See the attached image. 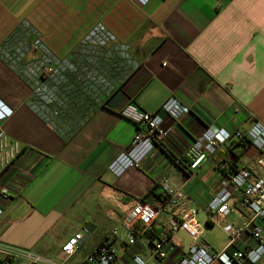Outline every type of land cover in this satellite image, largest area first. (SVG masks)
<instances>
[{
    "label": "crops",
    "instance_id": "crops-1",
    "mask_svg": "<svg viewBox=\"0 0 264 264\" xmlns=\"http://www.w3.org/2000/svg\"><path fill=\"white\" fill-rule=\"evenodd\" d=\"M23 22L41 33L45 54L32 58L50 56L58 70L54 80L60 81L74 53L96 55L99 64L88 70L95 75H67V111L54 124L32 106L29 83L0 56V104L10 110L1 124L22 148L13 166H0V184L11 193L9 200L0 199V243L61 259L63 243L82 231L66 264H79L102 245L114 248L124 264H135L112 229L125 219L132 199L158 205L164 198L161 177L167 175L201 208L202 240L210 251L223 250L229 237L210 222L208 203L233 164L254 169L261 150L252 143L230 144L191 173L185 149L208 126L245 131L256 120L264 123V0H150L145 6L135 0H0V43ZM173 95L190 112L175 123L165 115L173 132L155 157L113 174L109 163L129 147L137 129L119 110L133 103L160 111ZM234 196V209L222 223L245 220L240 192ZM170 219L161 211L133 248L146 264H181L188 251L192 238L178 229L167 256L152 255ZM258 224L264 235V217ZM257 243L249 228L227 250ZM255 264H264V256Z\"/></svg>",
    "mask_w": 264,
    "mask_h": 264
},
{
    "label": "built area",
    "instance_id": "built-area-1",
    "mask_svg": "<svg viewBox=\"0 0 264 264\" xmlns=\"http://www.w3.org/2000/svg\"><path fill=\"white\" fill-rule=\"evenodd\" d=\"M140 6H145L150 0H135ZM46 46L41 33L28 22L20 23L0 43V56L16 70L30 85V100L32 106L46 116L52 123L65 110L67 103L62 93L68 88L67 75L87 71L88 76L95 72L88 71L92 65L99 64L96 55L74 53L69 59L70 66L60 70V81L52 77L58 70L50 56L40 62L34 60L36 54H45ZM30 56V57H29ZM28 58H30L28 60ZM125 66V65H123ZM127 75V73H124ZM123 74V75H124ZM65 75V79H63ZM66 82V84H65ZM0 104V166L6 171L13 166L22 151L19 142L10 138L2 128V120L9 116L10 110ZM190 112V107L176 96H170L162 105L160 111L150 112L139 106L128 103L119 110L120 115L136 124V132L129 147L117 155L108 165L116 176H121L131 167H139L144 159L154 158L158 145L165 142L173 132L171 124L165 123V115L175 123L183 115ZM252 143L257 146L262 155L256 159V168L248 166L236 167L225 173L220 180L218 193L208 203L207 213L210 222L220 224L227 233V246L218 252H212L206 242L198 213L201 209L196 202L183 190L182 186L170 183L167 175L161 177L164 198L157 205L141 198L132 199L126 208V217L112 229V235L120 238L132 254L135 264H146V260L133 248L138 244L140 235L153 229L155 220L161 211L171 214L168 225L165 226L159 238L154 242L152 255L157 259L167 256L172 245V234L185 230L192 238L188 251L181 257V264H214L221 261L224 264L242 262L258 263L264 256V235L258 220L264 217V123L256 120L245 130L229 131L224 127L208 126L185 149V157L191 173L220 149L230 144ZM235 192H240L241 201L246 209L243 224L222 223L221 220L234 209ZM10 189L0 184V199L9 200ZM137 224L140 228H137ZM250 228L251 236L257 240L255 247H245L228 251L227 248ZM84 237L82 231L72 234L61 246V259L49 258L30 249L0 243V264H7L15 259H25V264H66L79 247ZM79 264H124L121 256L114 248L102 245L86 255Z\"/></svg>",
    "mask_w": 264,
    "mask_h": 264
},
{
    "label": "trees",
    "instance_id": "trees-1",
    "mask_svg": "<svg viewBox=\"0 0 264 264\" xmlns=\"http://www.w3.org/2000/svg\"><path fill=\"white\" fill-rule=\"evenodd\" d=\"M184 166H185V168H187L188 170L190 169L189 166H188V164H185ZM232 167H233L234 169H236V165L233 164ZM189 171H190V170H189ZM163 194H164V193H163ZM157 196H158V197H161V194H157ZM208 223H209V222H208ZM0 262H2V258H1V257H0ZM244 263H245V262H244ZM253 264H255V263H253Z\"/></svg>",
    "mask_w": 264,
    "mask_h": 264
},
{
    "label": "rangeland",
    "instance_id": "rangeland-1",
    "mask_svg": "<svg viewBox=\"0 0 264 264\" xmlns=\"http://www.w3.org/2000/svg\"><path fill=\"white\" fill-rule=\"evenodd\" d=\"M150 201H154V199L150 198Z\"/></svg>",
    "mask_w": 264,
    "mask_h": 264
}]
</instances>
